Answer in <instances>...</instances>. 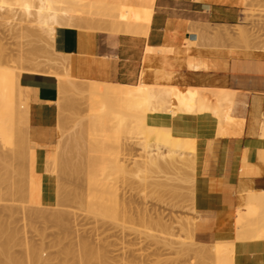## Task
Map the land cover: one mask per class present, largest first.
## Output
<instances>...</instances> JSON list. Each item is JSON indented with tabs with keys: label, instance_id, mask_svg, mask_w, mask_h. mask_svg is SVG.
I'll return each mask as SVG.
<instances>
[{
	"label": "rangeland",
	"instance_id": "1",
	"mask_svg": "<svg viewBox=\"0 0 264 264\" xmlns=\"http://www.w3.org/2000/svg\"><path fill=\"white\" fill-rule=\"evenodd\" d=\"M13 1L5 5V7L8 6L7 9L4 7L8 13L7 11H4V13L6 12L9 16L11 13L16 14L15 17H12L14 19L10 17L9 20H12L8 22L6 20L7 17H5L6 14L4 17L2 16L3 19L5 18V21L0 19V69L2 68L0 70V141L3 146L0 148V241H3V244L2 241L0 242V244H2L0 245V252L2 251L5 253H0V264H197V262H200L198 258H200L201 252H198V255H200L199 257L197 254L195 255L197 256L196 259H198L196 260L195 257L193 258L191 256L192 254H188V251H186L188 248L183 251L184 247L182 248V246L184 245L179 244L180 240L190 241V239L187 238L189 233L186 222H197L199 218V211L193 204L195 199L193 202L191 199V197L195 195L194 184L196 172L190 169V167H188V169L186 166L188 172H192V174L190 175L188 172H186L188 173L186 174L184 171L185 174H182L180 167L184 164L178 163L179 170L175 169V171H178L183 176L190 175L188 180H186L188 176L183 177L182 175L180 178L183 177V179H186L179 180L177 179L179 178L178 176L176 179H172L174 175L171 174L172 172H170V169V173L167 170L160 172H155V170L153 172L147 171L146 168L142 167L140 163L143 151L139 144V137L141 134L138 133V128L132 129L137 123L136 116L127 109L125 102L121 98L122 93L119 92L116 97H111L106 100L101 97L100 87L97 85L96 87L92 84L95 79L73 78L71 73L72 64L69 59L65 61V66L58 65L60 63V61H58L59 56H68V54L58 52L55 49L53 40L51 41L53 45L49 46L46 43L45 34L40 32L41 36L45 37L44 39L46 41L42 39L40 34L37 36L39 27L37 26L36 28V26H34L36 25L33 23L36 22L35 19L32 21L31 16L29 19L32 22L28 21V18V22L23 21L25 17L23 14L24 10H21L23 6L20 5L21 3L18 2L19 0L17 1L19 5L16 2L13 3ZM66 1L68 2H59L57 4L58 7L71 6L73 0ZM90 2L92 5H98L102 3V0H78V3H86V5H81L79 7L78 17L83 12L85 6H87L86 8L88 9L94 7L89 6ZM82 6L83 8H81ZM82 15H84V13L81 14V19H78L76 16V19L73 21V28H86L89 30L111 33L108 27L109 25H106L105 21H103L104 23L101 21L103 18L99 20L97 14L88 15L86 18ZM26 27L27 29H25ZM32 29L35 31H28ZM31 32L34 34L32 35ZM39 37H41L42 40ZM204 37L207 39V47L222 49L231 54L250 55L255 52L264 53V0H244L241 19L238 23L233 25L210 26ZM188 43L192 42L189 41ZM37 54L40 55L38 56ZM24 55L27 59H24ZM32 59H36L35 61L38 59V61L54 60L55 63L59 62L55 64L54 61H50L51 64L54 63V65H56L54 67V69L57 68V70L55 69L57 71L56 74H60L59 76L62 77L69 74H66V71L70 72L71 76L69 77L75 79L74 83H77L74 84L73 88H69L70 92L68 91L67 93L69 97L67 100L69 101L66 100L64 106L61 105V102L58 107L60 113L59 117L56 118V125L58 126L59 134L57 143L53 146L51 152L53 154L55 153V156L49 154L47 158V163L50 165L51 170L49 165H46V170L53 175L55 185L54 202L50 204L42 203V188L40 187H43V183L42 181L40 182V174L36 173L38 174V178L37 175H34V172H36L35 170H33L34 172H30L34 167L32 164H34L35 149L33 143H28L27 131L25 129L28 126L23 121V118H21L22 109L18 98V87L15 89L12 85L15 84L12 83L13 78L10 80L12 71H19V69L20 71L29 70V66H33L30 65V63L33 64ZM25 60H28V62ZM186 61L193 63L194 57L187 55ZM44 67L47 68V66ZM62 71L64 72L62 73ZM8 81L11 84H9L7 88ZM88 82H92L91 86L87 84ZM125 84L126 86L123 87L131 89L138 86V83ZM187 88L190 89V92L189 94H182L181 103L189 113L193 108L201 109L202 105H209L212 108L218 105L224 107L227 98L226 94L221 91L234 90L232 88H197L190 86ZM93 100H96V104L87 108V104H91ZM4 101L5 103H3ZM5 112L8 115L10 113V115L8 116ZM262 116L264 117V114ZM91 119H97L100 125L97 138L94 140V142H98L99 147V149H97V146V148L95 147L99 151L98 161L96 165L90 169L89 174L92 186L94 187V195L97 197L95 199L109 205L127 202L131 207V210L127 214L128 216L124 213H119V216L111 217L102 213L94 214L89 210L86 211L87 205L84 200L87 193L86 191L88 190V188L86 190V187L88 185L85 176V163L89 158L87 154H89L91 150V142L87 138L86 125H88L87 120ZM12 120L15 123L12 122ZM103 123H105V125L102 126ZM218 126L221 128L222 124L218 123ZM151 129L153 130V134L150 136L151 139L154 140L156 137L167 139L166 133L159 131L155 127H151ZM10 130L12 132H10ZM73 136L78 138L75 137L76 140H73ZM187 138H189L191 142L194 141L193 147L197 146L196 138L193 140L190 137ZM87 140L89 142H87ZM74 142L75 144H73ZM154 142L155 141H153V143ZM76 143H78V145ZM70 145L71 147H69ZM190 145L188 144L187 146L189 149ZM74 146L75 148H73ZM8 147L11 148L9 149ZM68 147L71 151L70 149L67 151L66 148ZM187 147H184V150H186ZM76 150L81 151L75 152ZM186 151L182 150L183 156L185 157L188 156L184 154ZM193 151H191V153ZM188 152L190 153V151ZM51 155H53L54 158L49 157ZM25 156L28 157V159H26ZM49 158L53 161H50ZM68 159L71 162H69ZM77 160H80V163H78ZM81 161L83 164H81ZM72 162L75 164V167H73ZM76 164L79 165L78 167L81 166L84 168H79L81 169L79 171ZM181 164L182 166L179 167ZM139 167H141L143 173L148 176L147 181L144 182L145 184L140 183L139 178L133 176V174L128 175L124 172L125 169L137 170ZM75 169H77V173H80L76 174L74 172ZM166 171L168 173H166ZM32 172L34 175H32L33 177L31 176ZM178 172L175 173L177 174ZM67 174L71 175L69 176ZM168 177L170 178L168 179ZM30 180L34 181L32 182ZM159 182H161L162 185L166 183V186H162ZM32 183H34V185L36 183V185L34 186ZM38 184H41L40 187H38ZM31 185H33L32 188ZM72 185H76V188ZM60 187L62 190L60 189L58 191ZM68 189L70 192H68ZM9 192L10 194H8ZM58 192L60 193L57 196ZM38 193H40V195H37ZM76 193H79L77 195H80L79 198L82 199L83 197V199L77 198ZM57 198H59L58 201L61 200L59 203ZM71 212H73V214ZM59 215L61 216L59 217ZM194 239L196 243L200 242L204 244V249H209V247H211L212 250H215L212 246H216V249L222 248V243L224 244L223 247L229 248L227 246L232 242L217 241L209 244L202 241L197 235L194 236ZM225 243H227V245ZM195 244H193V246L190 244L192 248H190L191 251H189H193V254H195V252L197 253V251L192 250L193 248L196 250V246L197 249L199 248V250H202L200 249L201 245ZM232 244H230L231 247L234 246V244ZM85 247H88L90 250L88 261L84 259ZM5 248H9L7 250L8 253ZM68 249L71 251L69 252ZM72 249L76 252L74 251V253ZM230 253H228L230 256L227 262L229 264L233 261H229V259L234 258V251L232 254ZM79 254L81 258H79ZM7 260L8 262H5ZM220 261L221 264H224L222 260H219V262ZM204 262L206 261L203 260L202 264H211ZM213 264H217V262Z\"/></svg>",
	"mask_w": 264,
	"mask_h": 264
},
{
	"label": "crops",
	"instance_id": "2",
	"mask_svg": "<svg viewBox=\"0 0 264 264\" xmlns=\"http://www.w3.org/2000/svg\"><path fill=\"white\" fill-rule=\"evenodd\" d=\"M136 1L130 0L142 3ZM243 1L152 0L155 9L147 35L58 27L54 45L69 55L71 73L77 78L135 84L145 72L147 83L237 90L223 134L211 112L156 113L149 121L197 139L194 188L199 238L209 244L232 241L235 264H264V237L238 239L235 224L238 211L247 210L250 194L264 193V137L258 121L264 114V53L231 54L207 47L204 37L210 26L238 23ZM187 55L194 57L192 64L186 63ZM19 82L30 103L23 121L28 142L35 144L34 169L42 178V203L50 204L55 185L46 165L59 134V82L53 75L31 72H23Z\"/></svg>",
	"mask_w": 264,
	"mask_h": 264
},
{
	"label": "bare ground",
	"instance_id": "3",
	"mask_svg": "<svg viewBox=\"0 0 264 264\" xmlns=\"http://www.w3.org/2000/svg\"><path fill=\"white\" fill-rule=\"evenodd\" d=\"M10 1H13V0H0V17H4L6 12L4 13V11H7L6 9L8 8V6L5 7L6 4H8V2ZM18 1V0H17ZM17 1H13L17 3ZM134 1V0H132ZM136 1V0H135ZM141 2V0H138ZM138 1H136L138 3ZM18 2H20L21 6H23V8H21V10L23 11L24 10V19L23 21H27L29 18H31L32 16V21L35 19L36 22H33L35 23L36 25V28L37 26L39 27V31H38V35L40 34L41 36V33L42 34H45L44 36H46V40H47V44L50 46V45H53V43L51 42L52 40L55 42V36H56V30L58 27H63V26H66V27H74L73 25V21L76 19V16L79 15L78 12H79V7L81 5H86V3H78V0H73L71 2V6H68V7H62V8H59L58 7V3L59 2H63V3H67L68 1L66 0H19ZM135 3V2H134ZM18 4V3H17ZM23 4V5H22ZM88 4V3H87ZM91 4V5H90ZM11 5V4H10ZM19 5V4H18ZM89 6L93 7L92 9H88L86 8L87 6L84 7V10L81 14L84 13V18H86L88 15L91 16L93 14H97V16H99V20H101V18H103V20H101L102 22L105 21L106 22V25L108 24L111 32H117V33H128V34H132V35H137V34H143V35H147L148 32H149V28H150V24H151V21H152V17H153V14H154V7H153V4H152V0H142V3H138V5H134L132 2L129 1H123V0H102V3H99L98 5H92V3L90 2L89 3ZM6 9H5V8ZM89 7V8H91ZM11 9H13L12 7H10ZM83 8V6L81 7ZM5 9V10H3ZM99 9V10H98ZM11 12V11H10ZM4 13V14H3ZM8 13V11H7ZM14 13H11V15L9 16V14L5 17L6 20L9 22L11 21L12 17H15L16 14ZM80 14V16H81ZM34 15V16H33ZM9 16V18H8ZM80 16L77 18L79 19ZM0 18V19H3ZM10 17L12 18L11 20ZM28 18V19H27ZM81 19V18H80ZM5 21V18L3 19ZM2 21V20H1ZM30 22H32L30 19L28 20ZM27 21V22H28ZM104 23V22H103ZM26 26V25H25ZM34 26H33V29H34ZM85 28V27H84ZM27 29V27L25 28ZM28 30V31H35V30ZM86 29V28H85ZM22 30V29H21ZM24 31V30H23ZM61 31V30H60ZM33 32L32 35L34 34ZM37 32V31H36ZM35 32V33H36ZM41 32V33H40ZM26 33V32H25ZM29 33V32H28ZM62 33V32H61ZM30 35V34H29ZM62 35V34H61ZM245 35V34H244ZM44 36H41L42 39H44L45 37ZM26 37V36H25ZM41 37H39L41 39ZM37 38V37H36ZM39 39V40H40ZM41 39V40H42ZM59 39V38H58ZM34 40V39H33ZM45 40V39H44ZM45 40V41H46ZM62 40V39H61ZM58 41V40H57ZM60 42V41H58ZM189 42V41H188ZM62 43V42H61ZM64 43V42H63ZM249 44V43H248ZM62 45V44H60ZM43 46V45H42ZM252 46V45H251ZM46 47V46H44ZM262 47V46H261ZM48 48V47H47ZM148 50H153L154 48H151V47H147ZM146 48V49H147ZM173 48V47H172ZM171 48V49H172ZM163 49H165L163 47ZM160 51L161 53L165 52L167 53V50H163ZM169 49V48H168ZM257 49H260V48H257ZM161 50V49H160ZM263 50V49H262ZM22 51V50H21ZM173 51V50H172ZM148 52V51H147ZM151 52V51H150ZM159 51L155 52L158 54ZM159 52V53H160ZM169 52V51H168ZM171 52V51H170ZM165 54V53H164ZM20 55V54H19ZM38 55V54H37ZM40 55V54H39ZM38 55V56H39ZM79 55V54H78ZM147 55V54H146ZM18 56V55H17ZM22 56V55H21ZM46 56V55H45ZM44 56V57H45ZM61 56V57H60ZM59 56V60L60 63L57 64L60 65V66H65V61H68L69 59V55L68 56H65V55H60ZM95 56V55H94ZM162 56V55H161ZM160 56V57H161ZM164 57V55L162 56ZM27 59V57H25L24 55V59ZM31 58V57H29ZM145 58V57H144ZM23 59V61H24ZM160 59V58H159ZM158 59V60H159ZM33 60V59H32ZM36 60V59H35ZM33 60V64L30 63V65H33V66H29V70H24V71H12L11 72V75H10V80H12L13 78V81L12 83H15V84H12L14 86V88L16 89V87H18V98H19V102H20V107H21V118H23V115H27L29 113V106H30V103H29V98H28V95L26 94V89L21 87L20 85V82H19V78L21 76V74L23 72H31V73H39V74H47V75H53L55 76L57 79H58V82H59V99H58V107H59V104L62 102L61 105H65L64 102L69 98L68 97V91L70 92L69 88H73L74 87V84H77V83H74L75 79L74 76H72L73 78L69 77L71 76L70 72H65L67 75H64L62 77H60L57 73V68L54 69V67L56 65H54L55 61L54 60H46V61H43V60H39L37 59V61ZM70 60V59H69ZM28 62V60H25ZM50 61H54L53 64H51ZM144 61V59H143ZM70 62V61H69ZM55 63V64H56ZM187 64H192V62H187ZM29 64V63H28ZM14 65V64H13ZM44 66H47V68H45ZM100 66V65H99ZM102 67V66H101ZM15 68V67H14ZM54 70H53V69ZM2 69V68H1ZM0 69V70H1ZM98 69V67H97ZM13 70V69H12ZM6 71V70H5ZM56 71V72H54ZM64 71H62L63 73ZM145 73V72H144ZM144 73L141 75V78L138 82V86H136L134 89H131V88H127V87H123V86H126L125 83H120V82H108V81H100V80H95L94 83H92L94 86H99L100 87V90H101V97L104 98V99H109L111 97H116L117 94L120 92L122 93L121 94V98L123 99V101L125 102V105L127 107V109H129L131 111V113H133L135 116H136V125L132 127V129H135V128H138L139 131L138 133L141 134V136L139 137V144L141 145V149L143 151V154H142V157H141V166L146 168L147 171H164V170H167L169 172V169H170V172H172L171 174L174 175V177L172 179H176L177 176L179 178V180H182L184 176L186 175H182V174H185L186 172H188L187 168L190 167V169H192L194 172H196V164H197V146H194L193 147V142H191V140H189V138L187 137H190L192 140L195 138L193 136H190V135H183V134H179V133H176L175 130L173 129V127H171L170 125H166V124H155V123H151L149 121V116L151 115H154L156 113H162V114H166V115H170V116H176V115H183V114H188L189 112H187L186 108L184 106H182V103H181V97H182V94H189L190 92V89H188L187 87L182 89L180 88L179 86L177 85H174V84H162V83H147L143 80V75ZM1 74V73H0ZM7 75V74H6ZM2 76V75H1ZM107 76V75H105ZM8 78V77H6ZM108 78V76H107ZM1 79V77H0ZM5 79V78H4ZM9 80V79H8ZM9 80V81H10ZM76 80H79V79H76ZM8 81V82H9ZM11 82V81H10ZM8 83L7 85V88L9 86V84L11 83ZM2 83V82H1ZM5 85H6V82L4 81ZM91 83L88 82L87 84L91 86ZM81 84V83H80ZM86 84V85H87ZM100 84V85H99ZM96 86V87H97ZM10 88V87H9ZM80 89H83V88H80ZM1 91V90H0ZM11 91V89H10ZM16 91V90H15ZM14 91V92H15ZM78 91V90H77ZM4 92V91H3ZM8 92V90H7ZM221 92H224L226 94V98H227V102L225 104L224 107H222L221 105L219 106H216L215 108H212L211 106L209 105H202L201 106V109L200 108H193L191 110V114H198V113H203V112H211L213 113L216 118H217V121L218 123H221L222 124V127L219 128V131L218 133L219 134H223V131H224V126H225V123H227L229 121V115L232 114L234 112V109H235V104H236V94H237V90H229V91H221ZM17 94V93H16ZM15 95V94H14ZM5 96V95H4ZM12 96V95H11ZM17 96V95H16ZM10 98V97H8ZM13 99V98H12ZM3 100V99H2ZM7 100V98H6ZM1 101V99H0ZM57 101V100H56ZM55 101V102H56ZM69 101V100H67ZM7 102L9 103V101L7 100ZM80 102V101H79ZM5 103V101L3 102ZM2 103V104H3ZM66 103V102H65ZM171 103V104H169ZM94 104H96V100L90 104L88 103L87 104V108L89 107H92ZM10 105V104H8ZM67 105V104H66ZM9 107V106H8ZM62 107V106H61ZM6 109V108H4ZM69 109V108H68ZM82 109V108H81ZM13 110V109H11ZM59 110V109H58ZM202 110V111H201ZM10 111V109H9ZM7 112V111H6ZM5 112V113H6ZM74 112V111H73ZM78 112V111H77ZM3 113V112H2ZM4 113V114H5ZM9 113V112H8ZM11 113V111H10ZM9 113V115H10ZM60 113V112H59ZM76 113V112H75ZM3 114V116H4ZM7 114V113H6ZM8 115V114H7ZM8 115V116H9ZM77 115V114H76ZM79 115V114H78ZM16 116V115H15ZM82 117V116H81ZM5 118V117H4ZM74 119H76L75 117H73ZM11 119V118H10ZM15 119V118H14ZM80 119V117H79ZM258 119V118H257ZM60 120V119H59ZM228 120V121H227ZM9 121V120H8ZM82 121V120H81ZM80 121V122H81ZM88 121V125H86V132H87V138L89 139V141L91 142V150L89 152L88 155V160L87 162L85 163L86 164V168H85V171H86V182H87V187H86V190L88 188V190L86 191V196H85V200L84 202L86 203L87 205V210L86 211H91L93 212L94 214H104V215H107V216H111V217H117V215L119 213H124L126 216H128L127 214L129 213V211L131 210V207L129 206V204L127 202H122V203H118L116 205H109V204H105L103 202H99L97 201L95 198V195H94V187L92 186V183H91V178L89 177V174H90V169L93 168V166L96 165L97 161H98V155H99V151L97 149H99L98 147V142H94V140L97 138V135H98V130H99V122L97 119H91V120H87ZM259 121V119H258ZM4 122V121H3ZM12 122H14L12 120ZM15 123V122H14ZM79 123V122H77ZM84 123V122H83ZM13 124V123H12ZM80 124V123H79ZM15 125V124H14ZM105 125V123L102 124V126ZM8 126V125H7ZM61 126V125H60ZM88 126V127H87ZM2 127V126H1ZM6 127V126H5ZM9 127V126H8ZM77 127V126H76ZM151 127H155L157 128L159 131L163 132V133H166L167 134V139H163L161 137H156L154 140L150 138V136L153 134V130L151 129ZM259 127H260V135L262 137H264V117L262 116V118L260 119V122H259ZM27 129V128H25ZM75 129V128H74ZM78 129V128H76ZM16 130V129H15ZM82 130V129H81ZM19 131V130H18ZM9 132V131H8ZM10 132H12L10 130ZM9 132V133H10ZM16 133V132H15ZM13 133V134H15ZM83 133V132H82ZM233 133V131H232ZM255 133V132H254ZM24 135V134H22ZM75 135V134H73ZM224 136V135H223ZM227 136V135H226ZM25 137V136H23ZM74 137V136H73ZM76 137V136H75ZM75 137L73 138V140H76ZM5 138V137H4ZM27 138V137H26ZM78 138V137H76ZM82 138V137H81ZM186 141H184V139ZM209 138V137H208ZM80 139V138H79ZM77 139V140H79ZM163 139V140H162ZM71 140V139H70ZM182 140H183V143H182ZM6 141V140H5ZM80 141V140H79ZM87 140V142H89ZM153 141H155L153 143ZM192 143H190V142ZM71 142V141H69ZM81 142V141H80ZM79 142V144H80ZM189 142V143H187ZM12 143V142H11ZM29 143V142H28ZM66 144V143H65ZM72 144V143H71ZM75 144V142L73 143ZM78 145V143H76ZM89 144V143H88ZM184 146H183V145ZM186 144V145H185ZM188 144L190 145V149L188 146ZM16 145V144H15ZM35 145V144H34ZM62 145V144H61ZM87 145V144H86ZM8 146V145H7ZM32 146V145H31ZM63 146V145H62ZM76 146V145H75ZM75 146L73 148H75ZM98 148H97V147ZM14 147V146H13ZM65 147V146H64ZM71 147V145L69 146ZM66 148L67 151H69L70 148ZM85 147V146H84ZM97 149H96V148ZM183 147V149H182ZM184 147L190 151V153L186 150H184ZM9 148V147H8ZM11 148V147H10ZM9 148V149H10ZM61 148V147H60ZM83 148V147H82ZM88 148V146H87ZM192 148V150H191ZM194 148V149H193ZM58 149V148H57ZM183 151H186L188 153H184V154H187L188 156H183ZM26 150V149H25ZM29 150V149H28ZM64 150V148H63ZM194 150V151H193ZM65 151V150H64ZM71 151V149H70ZM79 152L81 150H78ZM77 150L75 152H78ZM191 151H193L191 153ZM63 153V152H62ZM66 153V152H65ZM74 153V152H73ZM32 154V153H31ZM50 154H53V153H50ZM55 154V153H54ZM53 154V155H54ZM68 154V152H67ZM81 154V153H79ZM78 154V155H79ZM19 155V154H18ZM49 155V154H48ZM51 155L49 157L51 158H54V156ZM66 156V155H65ZM82 156V155H81ZM26 157V156H25ZM33 157V156H32ZM47 157V156H46ZM58 157V156H57ZM80 157V156H79ZM78 157V158H79ZM22 158V157H21ZM30 158V157H29ZM48 158V157H47ZM49 158V160L51 159ZM64 158V157H63ZM72 158V157H71ZM69 158V159H71ZM76 158V156H75ZM85 158V157H84ZM26 159H28V157H26ZM62 159V158H61ZM66 159V158H65ZM68 159V161H69ZM73 159V158H72ZM77 159V158H76ZM80 159V158H79ZM22 160V159H21ZM33 160V159H32ZM46 160V159H45ZM59 160V158H58ZM57 160V161H58ZM50 161H53V160H50ZM66 161V160H65ZM78 163H80V160H77ZM29 162V161H28ZM30 162H31V159H30ZM56 162V161H55ZM71 162V161H69ZM67 162V163H69ZM27 163V162H26ZM25 163V164H26ZM32 163V162H31ZM54 163V162H53ZM51 163V164H53ZM73 163V162H72ZM76 163V162H75ZM178 163H182L184 164L182 167H180V170H182V174H180L178 171H175V169L179 170L178 168ZM71 164V163H70ZM81 164H83V162L81 161ZM84 164V165H85ZM34 165V164H32ZM47 165H49L47 163ZM60 165V164H58ZM73 167H75L74 163L72 164ZM51 166H54V165H51ZM56 166V165H55ZM64 166V165H63ZM79 165L76 164V167L78 168V170L80 171L81 169H83L84 167H78ZM187 166V168H186ZM23 167V166H22ZM50 167V165H49ZM48 167V168H49ZM70 167V166H69ZM72 167V169H73ZM184 167V169H183ZM32 168V167H31ZM30 168V169H31ZM81 168V169H79ZM182 168V169H181ZM59 169V168H58ZM152 169V170H151ZM189 169V168H188ZM35 170L34 167L32 168L31 171ZM50 170H51V167H50ZM27 171V170H26ZM54 171V170H53ZM77 169H75V173L78 174L80 172H76ZM166 171V173H168ZM174 171V172H173ZM185 173H184V172ZM29 172V173H30ZM34 172V171H33ZM33 172L31 174V176L33 175ZM48 172V171H47ZM73 172V173H74ZM124 172L126 174H133V176L139 178V182L142 183V184H145L144 182L147 181V174H144L143 173V170L141 167H139L137 170H124ZM158 172V173H159ZM169 172V173H170ZM175 172H178L177 174ZM28 173V172H27ZM35 174L34 175H37L38 177V174H36V172H34ZM49 173V172H48ZM67 173V172H66ZM71 173V172H70ZM164 173V172H162ZM165 173V174H166ZM176 175H175V174ZM190 173V175L192 174V172H188ZM186 173V174H188ZM58 174V173H57ZM74 174V175H76ZM83 174V173H82ZM33 175V176H34ZM69 175V174H67ZM71 175V174H70ZM69 175V176H70ZM183 176L182 178H180V176ZM190 175H187V179H189V176ZM23 176V175H22ZM30 176V177H31ZM32 176V177H33ZM41 176V175H40ZM65 176V175H64ZM77 176V175H76ZM82 176V175H81ZM84 176V175H83ZM84 176V178H85ZM39 178V177H38ZM71 178V177H70ZM167 178V177H166ZM170 177H168L169 179ZM32 179V178H30ZM36 179V178H35ZM61 179V178H60ZM75 179V178H74ZM183 179V180H184ZM191 179V177H190ZM39 180V179H38ZM68 180V179H67ZM30 181H34V180H30ZM41 178H40V182H41ZM70 181V179H69ZM80 181V180H79ZM82 181V180H81ZM84 181V180H83ZM36 182V180H35ZM73 182V181H72ZM78 182V181H77ZM156 182V181H155ZM162 182V181H161ZM161 182H159L161 184ZM7 183V182H6ZM31 183V182H30ZM37 183V182H36ZM35 183V185H36ZM67 183V182H66ZM69 183V182H68ZM158 183V181H157ZM157 183H155L156 185H158ZM34 185V183H32ZM61 184V183H60ZM64 184V183H63ZM83 184V183H82ZM31 185V188L32 186ZM34 185V186H35ZM39 185V184H38ZM41 185V184H40ZM40 185L38 187H40ZM162 185V184H161ZM160 185V186H161ZM27 186V185H26ZM25 186V187H26ZM62 186V185H61ZM74 186V185H72ZM76 186V185H75ZM74 186V187H75ZM162 186H166V183L165 185H162ZM65 187V186H63ZM73 187V188H74ZM34 188V187H33ZM42 188V187H40ZM76 188V187H75ZM61 189L58 188V191ZM34 190V189H33ZM62 190V189H61ZM74 190V189H73ZM82 190V189H81ZM14 191V190H13ZM35 191V190H34ZM72 191V190H71ZM36 192V191H35ZM68 192L69 189H68ZM41 193V192H40ZM40 193H38L37 195H40ZM60 192H58L57 196L59 195ZM10 194V192L8 193ZM63 194V193H61ZM79 193H76V196L77 198H79V196L77 195ZM81 194V193H80ZM67 195V194H66ZM70 195V194H69ZM68 196V195H67ZM65 197V196H64ZM33 198V197H32ZM39 198V197H38ZM61 198V196H60ZM63 198V197H62ZM73 198V197H72ZM76 198V197H75ZM59 198H57V201H58ZM74 199V198H73ZM81 199V198H79ZM83 199V197H82ZM81 199V200H82ZM192 199V202L194 201L195 199V195L191 197ZM34 200V199H33ZM76 200V199H75ZM61 200L58 201V203L60 202ZM63 201V200H62ZM68 201V200H66ZM70 201V200H69ZM72 202V201H71ZM75 202V201H74ZM83 203V202H82ZM195 205V201L193 203ZM77 205V204H76ZM85 205V204H84ZM85 205V206H86ZM78 206V205H77ZM196 206V205H195ZM85 208V207H84ZM247 209V210H246ZM246 211H238V216L236 217L237 219V224L236 227L238 226V228L236 230H238V234H237V238L238 239H244V238H260V237H264V193H256V192H252L250 194V197H249V202L247 203V206H246ZM30 212V211H29ZM66 212V210H65ZM59 213V212H58ZM73 214V212H71ZM85 213V212H84ZM200 215V213H198ZM217 214V213H216ZM62 215V214H61ZM59 215V217L61 216ZM70 215V214H69ZM85 215V214H84ZM120 215V214H119ZM118 215V216H119ZM122 215V214H121ZM198 215V216H199ZM64 216V215H63ZM71 216V215H70ZM87 216V215H86ZM124 216V215H123ZM72 217V216H71ZM127 218V217H126ZM200 218V217H199ZM79 220V219H78ZM86 220V218H85ZM130 220V219H129ZM70 221V220H69ZM4 222V221H3ZM63 222V221H62ZM191 221H187L186 223V227H187V230H188V239H190V241H184V240H180L179 241V244L181 245H184L182 246L183 248V251L184 249L186 250V248H188V254H192L191 256L195 259L197 258V256H195L196 254L198 255V252H201V256L198 255V257L200 256L201 259H203L204 261H206L207 263H211L213 264L214 262H217V264H221V261L219 262V260H222V263L224 264H229L227 263L228 262V258L230 255H228V253L232 254V252L234 251V246L231 247L229 243L227 247L229 248H226V247H223L224 244L222 243V248H218L216 249V246L217 244H215L213 247L212 245V248H215V250L211 249V247H209V249H204V244L198 242L196 243L195 242V239H194V236L197 235V232H196V225H197V222H193V223H190ZM2 223V222H1ZM202 223V222H201ZM7 225V224H6ZM209 225V224H208ZM225 225V224H224ZM5 226V225H3ZM207 226V225H206ZM213 226V225H212ZM6 227V226H5ZM205 227V226H204ZM203 228V227H202ZM201 229V228H200ZM216 231V230H215ZM5 233V232H4ZM229 233V232H228ZM2 234V233H1ZM215 235V234H214ZM223 235V234H222ZM183 238V237H182ZM2 241V240H1ZM0 241V242H1ZM9 241V240H8ZM194 242V243H193ZM199 244L201 245L200 249L202 250H199V248L197 249V246H196V250L195 248H193L192 250L194 251H197V253L195 252V254H193L191 251L190 248H192L193 244ZM2 244H3V241H2ZM0 244V245H2ZM190 246H189V245ZM195 244V245H196ZM227 245V243H225ZM180 245V246H181ZM189 247H188V246ZM204 245V246H203ZM208 245V244H206ZM233 245V244H232ZM220 246V245H219ZM2 247V246H1ZM207 247V246H206ZM231 247V248H230ZM233 248V249H232ZM6 251L9 249L5 248ZM230 249V250H228ZM232 249V250H231ZM190 250V251H189ZM199 250V251H198ZM4 251V249H3ZM5 251V252H6ZM36 251V250H35ZM68 251L70 252L71 250L68 249ZM72 251L74 252L75 250L72 249ZM156 251V250H155ZM185 251V252H186ZM229 251V252H228ZM10 252V251H9ZM34 252V251H33ZM76 252V251H75ZM74 252V253H75ZM184 252V253H185ZM0 253H4V252H0ZM8 253V251H7ZM73 253V254H74ZM5 254V253H4ZM85 261H88L87 259H89V256H90V250L88 249V247H85ZM33 255V254H32ZM37 255V254H35ZM75 255V254H74ZM73 255V256H74ZM194 255V256H193ZM149 256V255H148ZM228 256V257H227ZM77 257V256H76ZM190 257V256H189ZM188 257V258H189ZM234 257V256H233ZM2 258V257H1ZM29 258V257H28ZM79 258L80 257V254H79ZM200 258L199 261L201 262V264L203 263V260H201ZM190 259V258H189ZM196 259V260H198ZM29 260V259H28ZM152 260V259H151ZM187 260V259H186ZM191 260V259H190ZM230 260H233L231 261L232 264L234 262V258H230ZM1 261V260H0ZM189 261V260H188ZM5 262H8L5 261ZM33 262V261H32ZM193 262V260H192ZM200 262H197V264H200ZM204 262V263H206ZM230 262V264H231ZM195 263V262H194ZM83 264V263H82Z\"/></svg>",
	"mask_w": 264,
	"mask_h": 264
}]
</instances>
